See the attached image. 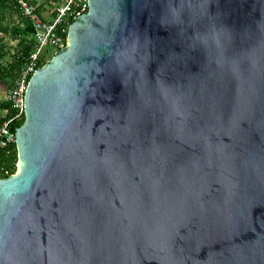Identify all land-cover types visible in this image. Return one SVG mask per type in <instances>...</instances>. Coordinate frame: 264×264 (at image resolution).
<instances>
[{
	"label": "water",
	"instance_id": "obj_1",
	"mask_svg": "<svg viewBox=\"0 0 264 264\" xmlns=\"http://www.w3.org/2000/svg\"><path fill=\"white\" fill-rule=\"evenodd\" d=\"M15 146L0 264H264V0H88Z\"/></svg>",
	"mask_w": 264,
	"mask_h": 264
},
{
	"label": "built area",
	"instance_id": "obj_2",
	"mask_svg": "<svg viewBox=\"0 0 264 264\" xmlns=\"http://www.w3.org/2000/svg\"><path fill=\"white\" fill-rule=\"evenodd\" d=\"M7 1L22 20L21 28L25 27L26 22L28 23L32 30L33 44L27 60L21 66L6 96L12 117L0 123V150L15 146L16 128L12 130L11 127L25 119V94L29 80L49 61L45 60L47 55H52V59L57 52L67 46L69 27L77 21L79 15L88 13V0H62L61 4L55 8L53 18L44 20L38 12L37 0ZM6 176H9L8 173Z\"/></svg>",
	"mask_w": 264,
	"mask_h": 264
},
{
	"label": "trees",
	"instance_id": "obj_3",
	"mask_svg": "<svg viewBox=\"0 0 264 264\" xmlns=\"http://www.w3.org/2000/svg\"><path fill=\"white\" fill-rule=\"evenodd\" d=\"M13 11V7L7 0H0V30L3 31V33H7L8 28L3 26L4 22V13L3 11ZM22 21V20H21ZM12 33L15 35V40H18V46H17V52L15 53V56L13 58V61L10 62L7 65H3L1 62L6 57V52L2 49V46H0V82L9 85V89L11 88L13 81L17 77L19 70L21 66L25 63L27 60L29 53L32 49L33 40L31 38L32 36V30L28 26V23H25L24 28H16L12 29ZM22 36L23 38H19ZM64 37L66 35L63 34ZM17 37V38H16ZM1 43V42H0ZM6 110L7 114L0 118V123H3L10 119L12 117V111L10 110V106L6 101L0 102V111ZM24 120L16 125H12L11 129L19 128L23 125ZM18 163V155L16 146H11L7 149H1L0 150V180L9 178L11 175L16 174V164ZM6 173H8L9 176H6Z\"/></svg>",
	"mask_w": 264,
	"mask_h": 264
},
{
	"label": "rangeland",
	"instance_id": "obj_4",
	"mask_svg": "<svg viewBox=\"0 0 264 264\" xmlns=\"http://www.w3.org/2000/svg\"><path fill=\"white\" fill-rule=\"evenodd\" d=\"M50 5H56L59 6L61 4V0H49L48 2ZM55 7V8H56ZM4 13V22H3V26L8 28L9 30H7L8 33V38L5 39H1L2 35H0V46H2V49L4 50V52H6V57L3 59V63L6 65L9 64L10 62L13 61V58L15 56V53L18 51L17 50V46H18V40H15V35L14 33H12V29H16L19 28L21 29V20L20 17L14 13L13 11H3ZM11 30V31H10ZM17 38V37H16ZM20 39L23 38L22 36L19 37ZM53 54V53H52ZM52 55H47L45 57V60L48 61L51 59ZM2 118V117H1Z\"/></svg>",
	"mask_w": 264,
	"mask_h": 264
},
{
	"label": "crops",
	"instance_id": "obj_5",
	"mask_svg": "<svg viewBox=\"0 0 264 264\" xmlns=\"http://www.w3.org/2000/svg\"><path fill=\"white\" fill-rule=\"evenodd\" d=\"M37 1H38L39 14L43 17L44 20H51L54 16V10H55L56 5H52V4L50 5L48 3L49 0H37ZM8 12H10V10H8ZM0 35H2L1 39L8 38L9 36L8 33H3L2 30H0ZM1 63L3 65H6V62L5 64L3 63V61ZM8 91H9V85L0 82V102L6 101V96H7ZM6 114H7L6 110L0 111V118L1 117L3 118Z\"/></svg>",
	"mask_w": 264,
	"mask_h": 264
}]
</instances>
